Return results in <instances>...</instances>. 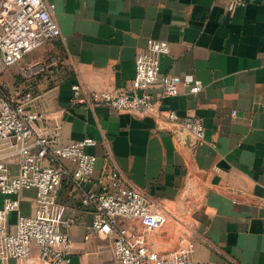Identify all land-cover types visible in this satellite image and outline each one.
<instances>
[{
    "label": "crops",
    "instance_id": "crops-1",
    "mask_svg": "<svg viewBox=\"0 0 264 264\" xmlns=\"http://www.w3.org/2000/svg\"><path fill=\"white\" fill-rule=\"evenodd\" d=\"M47 1L61 32L39 47L51 54L40 58L37 48L8 67L18 73L15 91L33 90L30 107L42 115L36 131L58 144L94 139L85 147L96 157L93 176L116 168L165 217L154 230L139 219L119 222L151 249L166 254L185 240L193 244L190 264H264V0L232 10L228 0ZM148 38L169 46L160 72L193 75L199 92L181 85L162 97L155 83L154 112L143 116L72 100L73 84L82 92L127 88ZM52 61L57 69L49 72ZM168 110L201 118L204 139L170 121ZM63 163L72 174L75 164ZM35 193H19L23 214L36 212ZM80 199L66 176L57 203L69 223V264L113 263L114 235L90 230L92 210ZM15 220L11 212L10 230ZM0 264H41L39 250L33 244L24 262Z\"/></svg>",
    "mask_w": 264,
    "mask_h": 264
},
{
    "label": "built area",
    "instance_id": "built-area-1",
    "mask_svg": "<svg viewBox=\"0 0 264 264\" xmlns=\"http://www.w3.org/2000/svg\"><path fill=\"white\" fill-rule=\"evenodd\" d=\"M244 4V0H228L227 9ZM54 9L55 4L47 0H0L1 65L17 64L25 54L61 34ZM168 51L167 42L148 38L146 48L136 55L135 75L127 88L82 92L79 85L73 84L72 100L88 107L104 105L143 116L154 112L151 88L155 83L160 84L162 97L175 94L181 85L192 93L199 92L201 82L193 75L160 72V56ZM56 69V63L52 61L48 70L53 72ZM34 99L29 86L14 95L0 89V142H19L15 148L19 154L16 166H9L2 159L0 148V260L24 262L35 244L41 264L71 262V240L63 229L69 223L61 218L57 203L62 182L70 176L81 190L82 206L92 210L90 230L101 235H114V262L109 264H190L191 242L183 240L179 248L160 254L147 245L142 233L119 226L120 220L139 219L145 230H154L164 224L165 217L152 211L148 198L128 184L116 168L105 169L93 176L96 157L86 152L85 147L94 144V139L85 137L58 144L53 138L39 134L35 122L42 115L31 109ZM167 116L170 121L178 122L194 133L199 140L204 139L201 118L180 117L175 110H168ZM64 160L75 164L72 174ZM28 189L36 192L37 210L31 215L20 211L18 199L19 193ZM11 212H16L14 230L7 225Z\"/></svg>",
    "mask_w": 264,
    "mask_h": 264
},
{
    "label": "rangeland",
    "instance_id": "rangeland-1",
    "mask_svg": "<svg viewBox=\"0 0 264 264\" xmlns=\"http://www.w3.org/2000/svg\"><path fill=\"white\" fill-rule=\"evenodd\" d=\"M46 45V44H45ZM47 46V45H46ZM43 46L42 48H39L40 55L38 57L40 58H45L47 57L48 54H51L49 49ZM39 50H34V51H39ZM33 51V52H34ZM32 53V52H31ZM26 57V56H25ZM23 56V58H25ZM8 67H5L0 64V89L3 92H6L9 95H14L15 94V89L18 86L19 80L16 79L18 73L16 71L8 70ZM19 146V142L17 141H2L0 142V148L1 152L3 153V160L9 165V166H16L17 163L19 162V154L15 151V148Z\"/></svg>",
    "mask_w": 264,
    "mask_h": 264
}]
</instances>
